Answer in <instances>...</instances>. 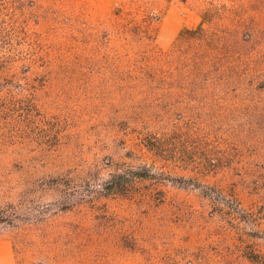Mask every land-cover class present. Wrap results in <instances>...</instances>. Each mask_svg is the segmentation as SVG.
<instances>
[{
	"label": "rangeland",
	"instance_id": "rangeland-1",
	"mask_svg": "<svg viewBox=\"0 0 264 264\" xmlns=\"http://www.w3.org/2000/svg\"><path fill=\"white\" fill-rule=\"evenodd\" d=\"M0 55V264H264V0H0Z\"/></svg>",
	"mask_w": 264,
	"mask_h": 264
},
{
	"label": "trees",
	"instance_id": "trees-1",
	"mask_svg": "<svg viewBox=\"0 0 264 264\" xmlns=\"http://www.w3.org/2000/svg\"><path fill=\"white\" fill-rule=\"evenodd\" d=\"M202 31V26H198L196 29L190 30L189 32H193L198 34L199 36H202ZM7 58L9 57L0 55V64L4 60L6 61ZM11 75L12 73L3 72L2 67H0V84L3 80L11 78ZM159 142L160 141L156 135L149 136L148 139H146V145L152 149L160 148L158 147ZM149 177H151V175L145 167H143L141 171L133 170L130 167L124 168L111 173L109 179L105 183V186L108 190H112V192H124L125 190L130 189V187L134 186L138 179Z\"/></svg>",
	"mask_w": 264,
	"mask_h": 264
}]
</instances>
